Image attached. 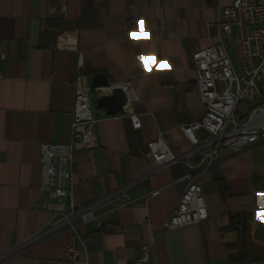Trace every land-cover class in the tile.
<instances>
[{"label": "crops", "instance_id": "crops-1", "mask_svg": "<svg viewBox=\"0 0 264 264\" xmlns=\"http://www.w3.org/2000/svg\"><path fill=\"white\" fill-rule=\"evenodd\" d=\"M228 2L0 0V256L6 254L0 264H75L66 247L78 243L67 227L45 231L51 212L40 190V144L70 142L75 83L92 88L96 74L109 87L90 93L96 146L75 153L76 204L119 190L129 198L159 194L94 209L78 228L86 240L82 259L133 264L141 245L150 244L145 264H233L241 241L250 264H264V140L235 154L221 152L202 171L179 161L149 173L144 155L159 134L177 154L191 149L178 128L204 113L191 55L217 42L215 23ZM227 52L238 72L241 47L230 41ZM262 92L264 100V85ZM114 93L120 110L108 114L97 100ZM131 113L139 115L140 128H132ZM189 172L208 217L161 230Z\"/></svg>", "mask_w": 264, "mask_h": 264}, {"label": "built area", "instance_id": "built-area-1", "mask_svg": "<svg viewBox=\"0 0 264 264\" xmlns=\"http://www.w3.org/2000/svg\"><path fill=\"white\" fill-rule=\"evenodd\" d=\"M215 26L218 30L217 42L191 55L197 92L204 107L199 120L178 126L191 149L177 154L159 134L146 144L144 155L149 173L168 168L179 161H184L190 170L202 171L209 168L221 152L235 154L264 140V0H229ZM233 27L238 32L233 33ZM230 41L242 49L238 72L228 56L227 44ZM3 77L0 69V81ZM92 90L87 84L75 83L70 142L40 144V190L47 197L44 208H60V221L47 220L45 231L52 232L63 225L67 227L78 243L66 247L68 259L75 264H89L82 259L86 240L78 228L94 217V209L111 203L115 208L136 205L159 194V189H154L138 198H129L119 190L98 202L83 206L76 204L71 181L75 153L96 146L97 118L92 111ZM242 105L244 109L239 111ZM129 119L133 129L140 128L138 114H129ZM198 132H203L206 137L200 139ZM195 155L199 158L192 163ZM183 179L187 182L186 187L161 230H173L205 221L208 217L201 187L190 172ZM48 197H60V204H48ZM150 249V244L141 245L133 264L147 263ZM4 256L6 254L1 255L0 259Z\"/></svg>", "mask_w": 264, "mask_h": 264}, {"label": "water", "instance_id": "water-1", "mask_svg": "<svg viewBox=\"0 0 264 264\" xmlns=\"http://www.w3.org/2000/svg\"><path fill=\"white\" fill-rule=\"evenodd\" d=\"M91 86L94 89L107 88L109 87V83L103 74H96L91 78ZM97 104L99 107L104 108L108 114L117 113L120 110L117 95L115 93L100 97L97 100ZM198 158L199 156L195 155L194 160H197ZM241 238L243 241L245 240V226L243 218H241Z\"/></svg>", "mask_w": 264, "mask_h": 264}, {"label": "trees", "instance_id": "trees-1", "mask_svg": "<svg viewBox=\"0 0 264 264\" xmlns=\"http://www.w3.org/2000/svg\"><path fill=\"white\" fill-rule=\"evenodd\" d=\"M263 96V92H262ZM250 254L247 249V245L245 242H239V250L236 254V256L233 258V264H250Z\"/></svg>", "mask_w": 264, "mask_h": 264}, {"label": "bare ground", "instance_id": "bare-ground-1", "mask_svg": "<svg viewBox=\"0 0 264 264\" xmlns=\"http://www.w3.org/2000/svg\"><path fill=\"white\" fill-rule=\"evenodd\" d=\"M48 204H60V197H48ZM51 212V221L50 222H59L60 221V208H48Z\"/></svg>", "mask_w": 264, "mask_h": 264}, {"label": "rangeland", "instance_id": "rangeland-1", "mask_svg": "<svg viewBox=\"0 0 264 264\" xmlns=\"http://www.w3.org/2000/svg\"><path fill=\"white\" fill-rule=\"evenodd\" d=\"M244 105H242L240 108H239V111H242L244 109L243 107Z\"/></svg>", "mask_w": 264, "mask_h": 264}]
</instances>
